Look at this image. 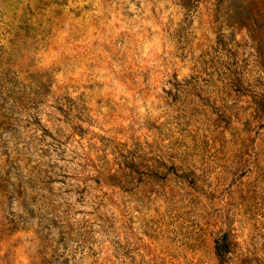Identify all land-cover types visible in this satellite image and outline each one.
Returning a JSON list of instances; mask_svg holds the SVG:
<instances>
[{
    "label": "rangeland",
    "instance_id": "rangeland-1",
    "mask_svg": "<svg viewBox=\"0 0 264 264\" xmlns=\"http://www.w3.org/2000/svg\"><path fill=\"white\" fill-rule=\"evenodd\" d=\"M0 264H264V0H0Z\"/></svg>",
    "mask_w": 264,
    "mask_h": 264
},
{
    "label": "trees",
    "instance_id": "trees-1",
    "mask_svg": "<svg viewBox=\"0 0 264 264\" xmlns=\"http://www.w3.org/2000/svg\"><path fill=\"white\" fill-rule=\"evenodd\" d=\"M218 248V254H221V249L219 248V245L217 246Z\"/></svg>",
    "mask_w": 264,
    "mask_h": 264
}]
</instances>
